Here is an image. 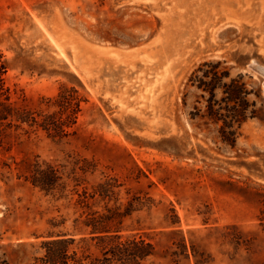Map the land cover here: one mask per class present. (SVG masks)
I'll list each match as a JSON object with an SVG mask.
<instances>
[{"label": "rangeland", "instance_id": "1", "mask_svg": "<svg viewBox=\"0 0 264 264\" xmlns=\"http://www.w3.org/2000/svg\"><path fill=\"white\" fill-rule=\"evenodd\" d=\"M70 89L67 137L0 136V264L87 234L74 182L26 181L36 161L68 172V156L95 166L77 190L115 180L108 208L154 246L144 264H264V0H0V105L51 114Z\"/></svg>", "mask_w": 264, "mask_h": 264}, {"label": "trees", "instance_id": "2", "mask_svg": "<svg viewBox=\"0 0 264 264\" xmlns=\"http://www.w3.org/2000/svg\"><path fill=\"white\" fill-rule=\"evenodd\" d=\"M205 78L206 76L203 75L197 80L198 88L203 91L210 86ZM210 91L213 94L214 89ZM77 96L74 89L60 91L51 104L57 111L51 114L15 108L10 103L1 104L0 136L6 128L20 129L21 125H27L29 128L40 129L53 138L67 137L68 129L76 123V114L79 111L81 99ZM242 121L243 117L240 123ZM229 136L231 138L226 142L233 145L235 134L230 133ZM68 158L70 159L68 172H66L67 165L36 161L26 181L47 194L63 193L66 188L64 179L74 182L73 192L77 195L75 203L81 209H87L85 218L81 222L87 234L76 239L66 234L52 233L49 239L42 243L44 251L38 262L40 264H144L154 257V246L144 238L135 236L124 238L120 235L116 225L129 215V210L120 213L118 208H108V203L114 196L115 180L105 177V180L93 187L91 192L86 188L79 191L77 188L83 182L81 177L94 172L95 166L92 167L85 159L70 156ZM90 200L103 202L104 212L91 211ZM92 246L97 253L90 252Z\"/></svg>", "mask_w": 264, "mask_h": 264}, {"label": "bare ground", "instance_id": "3", "mask_svg": "<svg viewBox=\"0 0 264 264\" xmlns=\"http://www.w3.org/2000/svg\"><path fill=\"white\" fill-rule=\"evenodd\" d=\"M254 63V62H253ZM255 66V65H254Z\"/></svg>", "mask_w": 264, "mask_h": 264}]
</instances>
